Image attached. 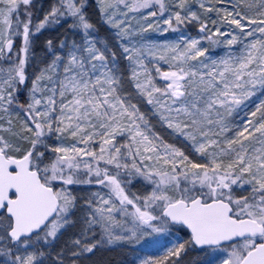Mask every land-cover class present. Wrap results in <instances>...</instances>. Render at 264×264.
Instances as JSON below:
<instances>
[{
  "label": "snow or ice",
  "instance_id": "snow-or-ice-1",
  "mask_svg": "<svg viewBox=\"0 0 264 264\" xmlns=\"http://www.w3.org/2000/svg\"><path fill=\"white\" fill-rule=\"evenodd\" d=\"M114 249L264 264V0H0V264Z\"/></svg>",
  "mask_w": 264,
  "mask_h": 264
},
{
  "label": "rangeland",
  "instance_id": "rangeland-1",
  "mask_svg": "<svg viewBox=\"0 0 264 264\" xmlns=\"http://www.w3.org/2000/svg\"><path fill=\"white\" fill-rule=\"evenodd\" d=\"M47 2L48 0H45V3ZM62 31L63 29H57L55 32H46L45 36L42 37V42L48 36H55ZM192 31L194 33L195 30L193 29ZM92 260L98 261L99 264H132L133 254L128 249H114L111 251L102 250L96 252L95 256L92 257ZM199 260L200 256L197 252H190L187 256L184 257V264H199Z\"/></svg>",
  "mask_w": 264,
  "mask_h": 264
}]
</instances>
